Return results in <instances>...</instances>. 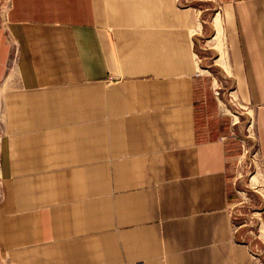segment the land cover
Instances as JSON below:
<instances>
[{
	"label": "crops",
	"instance_id": "obj_1",
	"mask_svg": "<svg viewBox=\"0 0 264 264\" xmlns=\"http://www.w3.org/2000/svg\"><path fill=\"white\" fill-rule=\"evenodd\" d=\"M6 20L0 264H264V197L235 205L239 142L198 126L197 95L219 23L264 167V0H10Z\"/></svg>",
	"mask_w": 264,
	"mask_h": 264
},
{
	"label": "rangeland",
	"instance_id": "obj_2",
	"mask_svg": "<svg viewBox=\"0 0 264 264\" xmlns=\"http://www.w3.org/2000/svg\"><path fill=\"white\" fill-rule=\"evenodd\" d=\"M8 5L10 0H0V26L6 24ZM210 47L215 57L209 59L211 67L206 64L200 69L204 80L197 88L198 100L202 101L198 107V126H207L211 135L217 133L222 136L224 134L219 133L217 128L226 125L227 120L230 127L227 135L239 142L241 148L234 164L230 166L234 187L241 194L235 205L257 208L264 197V167L257 151L253 109L244 91L232 82V71L223 67L228 66L219 23L218 34ZM212 114H216L215 117Z\"/></svg>",
	"mask_w": 264,
	"mask_h": 264
},
{
	"label": "built area",
	"instance_id": "obj_3",
	"mask_svg": "<svg viewBox=\"0 0 264 264\" xmlns=\"http://www.w3.org/2000/svg\"><path fill=\"white\" fill-rule=\"evenodd\" d=\"M254 264H261L260 262H256V263H254Z\"/></svg>",
	"mask_w": 264,
	"mask_h": 264
}]
</instances>
